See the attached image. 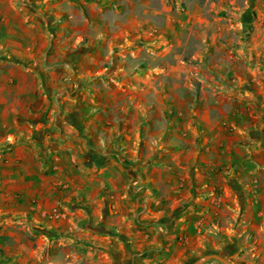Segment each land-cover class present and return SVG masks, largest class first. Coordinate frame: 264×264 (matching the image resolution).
I'll list each match as a JSON object with an SVG mask.
<instances>
[{
	"label": "crops",
	"instance_id": "1",
	"mask_svg": "<svg viewBox=\"0 0 264 264\" xmlns=\"http://www.w3.org/2000/svg\"><path fill=\"white\" fill-rule=\"evenodd\" d=\"M81 1L80 96L63 88L74 68L58 57L74 51L73 31L59 44L53 29L47 60L40 15L0 0V264H53L63 230L60 243L82 251L72 264L236 250L245 230L264 229V28L244 40L239 21L203 8L140 0L122 14L128 0ZM138 42L144 61L114 57ZM81 152L90 159L77 165Z\"/></svg>",
	"mask_w": 264,
	"mask_h": 264
},
{
	"label": "rangeland",
	"instance_id": "2",
	"mask_svg": "<svg viewBox=\"0 0 264 264\" xmlns=\"http://www.w3.org/2000/svg\"><path fill=\"white\" fill-rule=\"evenodd\" d=\"M20 3L25 4V7L32 8L35 13L39 14L42 18L43 29H45L49 34H51L50 38V46L47 52V60L52 59L53 55V29H56L54 32V39L60 44L62 41L61 30L63 29H71L73 33L72 36L69 37L70 42L75 44L74 53L68 54L65 58L63 54L60 53L58 55L59 60H68L74 69H71V73H69L68 85L63 86L67 91L73 94H77L81 96V90H78L80 86H77V82L75 81V77L80 74V66L77 65L78 60L81 59L80 52L82 48L89 43V38L80 35V30L86 23V19L90 16V8L85 6V4L81 0H19ZM65 1H68L65 4ZM167 4H169L172 9L176 12H200L203 8L204 12L209 17V13L226 16L227 19H236L242 24L243 27V35L245 36L244 40L251 39V36L255 30H259L260 28H264V23L261 26H257L254 24L255 20L258 19L259 15L264 12V0H166ZM129 3H121L116 6V9L124 14L125 12H130V9L134 10L136 8V4L141 3L140 0H128ZM234 2L233 6H228V3ZM24 6V5H23ZM65 14H69L70 22L65 23V21H61ZM241 19V20H239ZM225 24L224 21H222ZM220 23V22H219ZM55 24V26H53ZM57 24V25H56ZM199 24L198 21L193 23L194 25ZM216 24V23H215ZM197 27H193V31ZM60 31V32H59ZM59 33V34H57ZM196 33V32H195ZM129 39V38H128ZM63 40V39H62ZM130 40V39H129ZM222 43H225L224 39H221ZM62 44V43H61ZM139 46L143 44V42L137 43ZM126 44L123 46L122 49ZM79 50L77 53L76 51ZM141 51V52H140ZM127 53V52H126ZM136 54V56H135ZM135 54H130L128 52L127 57H121L119 55L116 56V59L125 60V63L132 62L133 64L144 61L146 58L145 53H143V48L141 46L136 50ZM217 55V54H216ZM114 58L109 59L105 65L110 66ZM186 59V56H185ZM248 61L251 60V57L247 58ZM188 60V59H187ZM186 60V61H187ZM44 71H42L43 73ZM42 77H46L45 73L42 74ZM82 80V77H81ZM73 84V85H72ZM64 90V89H63ZM89 156L81 152L76 156L77 165L81 164V161L89 160ZM80 161V162H78ZM82 165V164H81ZM64 212H52L51 214H47L51 219H59L65 218ZM58 221V220H57ZM216 226V223L213 224ZM264 228V222H263ZM215 229V228H214ZM62 230V229H61ZM65 233V230L59 231L58 235L53 236L56 237V241H53V264H72L67 260L66 256H77L76 254H82V251H79L77 247H71L65 245L64 242L60 243L61 236ZM155 233V231L153 232ZM54 240V239H53ZM241 243L236 244V250H223L220 247L212 246L209 249V253H219L225 255L233 264H264V229L254 230L250 232L249 230H245L242 235ZM205 250H196L194 256L184 260L181 264H191L199 259H201L206 252ZM188 252H192V250H188ZM43 264V263H41ZM73 264H85L84 261L74 262ZM202 264H224L218 259H209Z\"/></svg>",
	"mask_w": 264,
	"mask_h": 264
},
{
	"label": "water",
	"instance_id": "3",
	"mask_svg": "<svg viewBox=\"0 0 264 264\" xmlns=\"http://www.w3.org/2000/svg\"><path fill=\"white\" fill-rule=\"evenodd\" d=\"M218 259L224 264H233L231 260H229L225 255L219 254V253H207L205 254L201 259L191 263V264H202L203 262L209 260V259Z\"/></svg>",
	"mask_w": 264,
	"mask_h": 264
},
{
	"label": "trees",
	"instance_id": "4",
	"mask_svg": "<svg viewBox=\"0 0 264 264\" xmlns=\"http://www.w3.org/2000/svg\"><path fill=\"white\" fill-rule=\"evenodd\" d=\"M70 119H71V121H72V123H73L74 125L80 127L79 116H77V115L75 114V115L71 116ZM101 230H102V231H107V230H105V228H101Z\"/></svg>",
	"mask_w": 264,
	"mask_h": 264
}]
</instances>
